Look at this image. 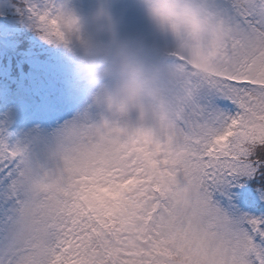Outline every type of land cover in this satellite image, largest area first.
Wrapping results in <instances>:
<instances>
[{"label":"snow or ice","instance_id":"1","mask_svg":"<svg viewBox=\"0 0 264 264\" xmlns=\"http://www.w3.org/2000/svg\"><path fill=\"white\" fill-rule=\"evenodd\" d=\"M202 3L223 37L159 132L0 119V264H264V13Z\"/></svg>","mask_w":264,"mask_h":264},{"label":"clouds","instance_id":"2","mask_svg":"<svg viewBox=\"0 0 264 264\" xmlns=\"http://www.w3.org/2000/svg\"><path fill=\"white\" fill-rule=\"evenodd\" d=\"M152 33L171 42L170 59L157 62L139 38H122L108 0L87 14L72 0H39L35 28L47 43L62 48L75 64V78L87 103L74 118L94 130L131 135L159 132L172 123L175 106L188 99L175 57L192 58L222 39L202 0H135ZM258 10L264 13V0ZM94 110L96 119L89 120Z\"/></svg>","mask_w":264,"mask_h":264},{"label":"rangeland","instance_id":"3","mask_svg":"<svg viewBox=\"0 0 264 264\" xmlns=\"http://www.w3.org/2000/svg\"><path fill=\"white\" fill-rule=\"evenodd\" d=\"M100 2L101 0H72V6L79 13L87 14L93 11ZM30 4L39 6V0H0V13L10 16V19L5 23L0 21V51L3 53L2 55L4 53L11 54L14 48L16 49L15 52L26 53V50H29L28 52L30 54L38 53L41 55V57L39 56V61L29 60L28 62V71H31V66H35L34 69L41 72L39 75L32 74L35 73L33 70L31 74L28 73L26 67L22 64H13V69L10 59L5 56L0 57V102L2 103L6 100L16 90L14 87L20 90V93L11 99V106L9 105L6 111L0 112V119L5 115L10 117L14 112L16 114L19 113V110L24 106L18 102L19 99L30 104V106H35L33 101L39 104L45 99V102L51 101L50 98L46 97V92H48V95L53 99L60 97L63 100L65 96L67 97L68 92L66 89L64 90L62 85L66 86L71 81L73 84L76 79L72 77L73 72L71 71V67L75 69L76 66L69 59V54L64 49L54 47L52 44L47 43L41 38L38 30L33 27V20L30 19L29 13L27 12V7ZM108 7L117 22L120 36L122 38H139L153 59L157 62H162L160 52L170 51L172 47L171 42L161 39L152 33L135 0H108ZM7 33H14L15 37L13 41H2V37ZM56 60L62 61L63 63L56 62ZM51 61H55V63H50ZM59 69L61 70L60 72H58ZM76 96H79L77 92ZM86 103L87 100L76 112L63 116L67 120L74 118L75 114L85 107ZM56 117L61 121L59 116ZM34 118V120L27 121L23 127H19L16 131L26 130L36 126L48 127L49 125H54V121L42 125V122L39 123L36 120L38 117ZM96 118L95 111H90L89 120L93 121ZM11 119L17 121L15 116Z\"/></svg>","mask_w":264,"mask_h":264}]
</instances>
